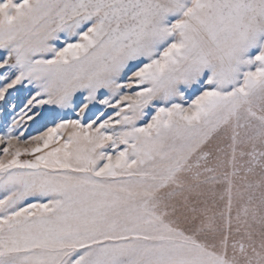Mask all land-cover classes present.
<instances>
[{
	"label": "snow or ice",
	"instance_id": "6c2138e0",
	"mask_svg": "<svg viewBox=\"0 0 264 264\" xmlns=\"http://www.w3.org/2000/svg\"><path fill=\"white\" fill-rule=\"evenodd\" d=\"M0 264H264V0H0Z\"/></svg>",
	"mask_w": 264,
	"mask_h": 264
}]
</instances>
